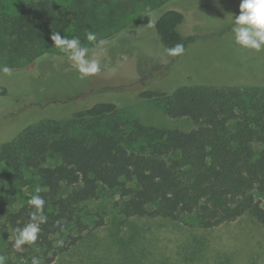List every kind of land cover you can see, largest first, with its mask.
Wrapping results in <instances>:
<instances>
[{
	"label": "trees",
	"instance_id": "16d2710c",
	"mask_svg": "<svg viewBox=\"0 0 264 264\" xmlns=\"http://www.w3.org/2000/svg\"><path fill=\"white\" fill-rule=\"evenodd\" d=\"M169 0H22L17 13L0 0V52L8 63L34 61L45 54L64 55L51 35L79 37L89 50L125 30L135 13L150 12ZM183 12L168 9L155 21L166 49H186L200 35H185ZM225 31L221 32L224 33ZM20 50V53L18 52ZM8 89L0 85V96ZM170 117H190L197 128L184 131L147 125L124 116L112 102L76 111L69 119L28 125L0 146V162L16 173L32 170L44 187L38 239L21 247L27 261L52 263L68 252L85 231L103 225L87 219V205L101 189L118 194L114 206L125 217L161 216L182 220L194 215L202 227H214L250 215L264 226V85L189 84L173 93L146 90ZM56 156V161H52ZM28 203L9 211L0 228V244L31 221ZM91 215V214H90ZM38 223V221H36ZM62 243H59L61 242ZM8 247L4 264H18ZM7 253V254H6Z\"/></svg>",
	"mask_w": 264,
	"mask_h": 264
},
{
	"label": "rangeland",
	"instance_id": "374dc122",
	"mask_svg": "<svg viewBox=\"0 0 264 264\" xmlns=\"http://www.w3.org/2000/svg\"><path fill=\"white\" fill-rule=\"evenodd\" d=\"M2 1L13 13L22 4V0ZM240 2L169 0L156 10L132 14L125 30L89 51V58L98 59L102 70L83 79L66 54H45L11 65L0 52V67L11 69V75L0 71V85L8 89L0 96V146L28 125L66 120L99 102H112L124 116L147 125L184 131L197 128L190 117H170L154 99L141 98L140 93H173L189 84L264 85V51L234 43L231 21L240 14ZM168 9L184 13L183 34L200 35L180 56L167 54L154 25ZM36 188L44 187L32 170L16 173L11 164L0 162V228L6 214L28 203ZM117 198L115 191L103 187L100 197L87 205L91 228L94 218L102 217L103 225L85 231L74 247L52 263L41 260L38 264H264V226L250 215L207 228L190 214L182 220L125 217L115 209ZM12 240L0 244V253L9 246L15 262L32 264L21 255L25 249L14 248ZM2 256L5 262L8 254Z\"/></svg>",
	"mask_w": 264,
	"mask_h": 264
},
{
	"label": "clouds",
	"instance_id": "9594fccd",
	"mask_svg": "<svg viewBox=\"0 0 264 264\" xmlns=\"http://www.w3.org/2000/svg\"><path fill=\"white\" fill-rule=\"evenodd\" d=\"M239 8L240 14L233 15L231 21L234 43L243 49L256 52L264 51V0H241ZM50 38L54 42V46L72 61L73 67L80 74L81 79L101 72L99 60L89 58L90 50L81 44L79 37L69 39L66 36L62 37L59 32H54ZM86 39L89 42H94V46L97 48L105 43L103 40L97 42L96 34L91 31L87 32ZM166 52L169 56H180L184 53V47L182 44H177L173 48L166 49ZM0 71L11 75V69L7 66L0 67ZM40 192L41 189L36 188V194L28 200V204L35 209L31 215L32 222L23 228L15 229L17 236L13 245L14 248L19 249L25 244H34L40 232L39 224L45 223L47 220V217L43 215L45 200L39 195ZM4 260L5 258L0 256V264H4ZM32 264H38L35 257L32 259Z\"/></svg>",
	"mask_w": 264,
	"mask_h": 264
}]
</instances>
